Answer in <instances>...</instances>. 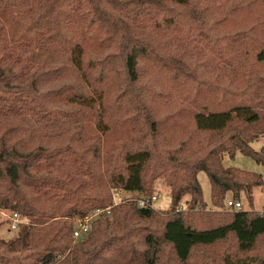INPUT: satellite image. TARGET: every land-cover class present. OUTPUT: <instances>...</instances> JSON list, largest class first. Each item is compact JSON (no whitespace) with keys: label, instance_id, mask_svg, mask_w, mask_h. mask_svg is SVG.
<instances>
[{"label":"trees","instance_id":"obj_1","mask_svg":"<svg viewBox=\"0 0 264 264\" xmlns=\"http://www.w3.org/2000/svg\"><path fill=\"white\" fill-rule=\"evenodd\" d=\"M258 4L0 0V210L30 221L0 239V264H191L227 243L204 264H264V214L227 207L253 204L264 177L223 164L264 165ZM158 180L168 210L121 203L74 239L71 219L110 207L112 190L150 197Z\"/></svg>","mask_w":264,"mask_h":264},{"label":"rangeland","instance_id":"obj_2","mask_svg":"<svg viewBox=\"0 0 264 264\" xmlns=\"http://www.w3.org/2000/svg\"><path fill=\"white\" fill-rule=\"evenodd\" d=\"M248 1H257V0H248ZM258 5H256L253 8V22H250L249 26H254L256 23L258 24L257 26L261 27L262 24H264V0H258ZM213 60L217 62V58L213 57ZM262 69L264 70V66H262ZM148 77H142V83L145 84L148 82ZM136 94V93H133ZM147 101V100H143ZM264 146V138L259 141L258 143L253 144V148L255 150H260ZM223 164L226 168H239L244 171L248 172H253L257 173L259 175H262L264 177V165H258L255 163L251 158L246 157L242 155L240 152L237 153V156L234 160H231L228 156L224 157ZM67 171V170H66ZM68 172V171H67ZM74 172V171H73ZM74 177V176H73ZM71 182L73 188H77L82 182H85L84 178H76ZM76 180V181H75ZM198 180L200 182V185L203 190V197L204 201L207 206V210L211 211L214 210L215 208L212 205L211 201V185H210V180L207 176L206 173L201 172L198 175ZM75 181V182H74ZM162 193L161 198L154 204V209L156 210H168L171 205V189L170 187L166 184L164 180H158L155 183V193ZM153 194V195H154ZM139 197H132V193H128L122 190L114 189L112 190V198H113V203L110 207H107L102 210L110 209L111 212L114 207H116V204H129V202L135 201V199L143 197V195L139 194ZM229 197L227 198L228 200H234L233 195L229 194ZM190 197L187 196L184 199V202L182 203L181 209H186L185 202L189 201ZM239 201L242 203L243 209L242 211H257L258 213H262L264 211V190L261 189H255L254 194H253V204H250L247 197L242 193L240 195ZM225 210H228V208L225 207ZM94 212H92L90 215H92ZM89 215V216H90ZM113 214H106L103 218H112ZM0 217V222H4V224L0 228V239H4L6 241L15 238L17 235V232H12L9 228V224L6 218ZM23 218V217H22ZM25 219V218H23ZM26 221L30 222L29 220L25 219ZM78 220H81V218H73L71 219L72 223L74 225H77ZM229 243L223 244L220 247H217L214 250H198L197 253L195 254L194 259L192 260L191 264H204L205 259L212 254L213 252H220V251H225L226 246H228ZM258 253H260V256L264 255V246H260ZM262 253V254H261ZM21 259L23 258L20 256Z\"/></svg>","mask_w":264,"mask_h":264},{"label":"built area","instance_id":"obj_3","mask_svg":"<svg viewBox=\"0 0 264 264\" xmlns=\"http://www.w3.org/2000/svg\"><path fill=\"white\" fill-rule=\"evenodd\" d=\"M161 195L162 193H156L150 197L143 196L141 198L135 199V202L139 208L153 209L154 204L161 198ZM227 207L236 212L242 211L243 209L242 203L239 200H229ZM106 214H111V208L106 210H96L87 218L78 220L77 225H75L74 239L80 240L88 236L91 233L93 222L101 217L106 216ZM260 214H264V211H262V213L260 212ZM1 216L6 218L5 220H7L9 228L12 232H19L23 225L29 223L23 219L22 216L15 212L0 210V217Z\"/></svg>","mask_w":264,"mask_h":264},{"label":"crops","instance_id":"obj_4","mask_svg":"<svg viewBox=\"0 0 264 264\" xmlns=\"http://www.w3.org/2000/svg\"><path fill=\"white\" fill-rule=\"evenodd\" d=\"M139 193H132V197H139Z\"/></svg>","mask_w":264,"mask_h":264}]
</instances>
